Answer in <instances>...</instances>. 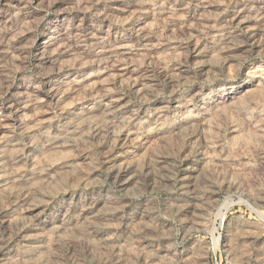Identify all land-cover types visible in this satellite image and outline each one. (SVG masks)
I'll use <instances>...</instances> for the list:
<instances>
[{
  "label": "rangeland",
  "instance_id": "obj_1",
  "mask_svg": "<svg viewBox=\"0 0 264 264\" xmlns=\"http://www.w3.org/2000/svg\"><path fill=\"white\" fill-rule=\"evenodd\" d=\"M0 264H264V0H0Z\"/></svg>",
  "mask_w": 264,
  "mask_h": 264
},
{
  "label": "bare ground",
  "instance_id": "obj_2",
  "mask_svg": "<svg viewBox=\"0 0 264 264\" xmlns=\"http://www.w3.org/2000/svg\"><path fill=\"white\" fill-rule=\"evenodd\" d=\"M47 46H48V45H47ZM44 48H45V47H44ZM6 175H7V174H6ZM15 177H16V175H15ZM12 178H13V177H12ZM12 178H11V179H12ZM11 179H8V180H11ZM129 181H130V180H129ZM1 182H2V181H1ZM8 182H9V181H8ZM8 182H7V183H8ZM5 183H6V182H5ZM11 183H12V182H11ZM9 184H10V182H9ZM1 187H2V185H1Z\"/></svg>",
  "mask_w": 264,
  "mask_h": 264
}]
</instances>
